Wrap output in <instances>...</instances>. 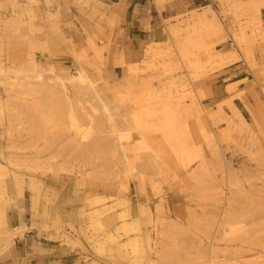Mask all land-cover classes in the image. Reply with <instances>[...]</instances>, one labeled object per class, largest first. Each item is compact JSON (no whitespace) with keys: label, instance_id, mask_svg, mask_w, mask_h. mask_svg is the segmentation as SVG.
I'll return each mask as SVG.
<instances>
[{"label":"rangeland","instance_id":"obj_1","mask_svg":"<svg viewBox=\"0 0 264 264\" xmlns=\"http://www.w3.org/2000/svg\"><path fill=\"white\" fill-rule=\"evenodd\" d=\"M213 1L219 4L218 9L210 6L202 11L187 12L176 17V23L180 25L201 12L220 13L232 34L253 33L256 38L254 59L247 61L250 79L246 81L250 88L221 103L210 102L204 85L216 79L218 71L229 64L217 67L215 63L204 61L188 70L183 66L172 39L162 43L150 42L136 65L145 66L147 50L157 49L163 52L170 70L165 71L163 64H159L154 69L141 71L140 75L153 73L151 80L155 87L167 86L170 78L174 77L178 84L186 81L188 86L185 88L195 90L196 101L203 112L201 120L196 116L189 117V138L205 157L208 169L193 177V173L201 169V159L187 166L176 165L171 160L163 172L157 174L158 166L154 164L147 170L143 189L139 174L130 179L128 195L134 217L141 215L139 208L147 199L162 207L160 212H156L161 220L155 259L165 264H264V6L260 5L261 0H245L242 8H237L234 0ZM109 9L105 12L85 0H0V23L2 18L15 16L18 19L0 30V66L7 65L13 56L28 60L34 58L40 63L59 62L73 72L83 65L100 86L105 82L99 77L100 72L112 85L119 84V77L126 74L130 61L124 66L118 62L117 52L122 48L114 33L103 29L105 24L113 25L117 15L111 6ZM173 26L170 24L168 30ZM203 35L206 40L215 42L218 49H227L224 47L229 39L226 29L223 38L205 32ZM234 47L232 44L228 48ZM120 55L124 56V51ZM237 86V83L229 85L228 94ZM25 91L19 85L11 101L8 92L2 87L0 89V158L5 142L7 112L4 100H7L18 117L12 133L15 145L11 151L18 154L19 162L24 160L30 164L36 160L41 166L36 172L41 179L37 219L44 230L39 232L38 242L34 240L32 250L40 252L44 258H4L0 264H9L11 260V264H47L53 259L59 264H117L114 262L117 258L96 253L82 235L81 245L73 244L62 235V231H67L73 237L79 236L77 230L81 219L77 212L91 209L90 199L94 195L107 197V193L94 183L84 184L79 186V191L75 190L77 181L81 179L77 169L82 159L74 156L73 132L65 127L63 115L54 110L58 104L56 97L49 95V90H44L39 98L45 107L40 114H35L24 109V105L32 101L31 96L24 94ZM184 93L188 94V91ZM108 95L112 98V94ZM236 98L240 99L236 104L247 124L229 108V101ZM184 101L186 105L192 103L190 97ZM133 106V101H128L123 113L131 117ZM220 107L226 112L224 117L217 113ZM98 115L100 129L94 138L100 140V145L98 152L90 146L93 152L85 157L88 168H95L93 171L100 173L119 171L111 156L114 140L109 124L101 119L102 113ZM82 117L83 123L88 124L85 115ZM32 124L40 125V137L30 132ZM202 127L211 130L215 136L208 140ZM137 137L135 133L134 138ZM97 155L106 158L108 165L103 167ZM144 163L146 160L143 158L138 164L142 168ZM20 170L26 171L24 166ZM28 178L24 175L25 181L21 186L15 184L11 175L6 179L0 204L5 210L8 226H11L15 211L32 214L35 211ZM109 179L116 180L114 177ZM96 183L100 184V180ZM92 187L96 190H91ZM227 215L240 222L243 230L226 235L222 227Z\"/></svg>","mask_w":264,"mask_h":264},{"label":"bare ground","instance_id":"obj_2","mask_svg":"<svg viewBox=\"0 0 264 264\" xmlns=\"http://www.w3.org/2000/svg\"><path fill=\"white\" fill-rule=\"evenodd\" d=\"M85 1L101 7L105 12L110 11L109 4L102 0ZM234 3L237 8H242L245 4L244 0H234ZM260 5L264 6V0H261ZM16 21L18 19L15 16L2 18L0 30ZM224 22L225 19L220 13L201 12L194 14L180 25L175 23L170 28V38L185 68L190 70L204 61L215 63L217 67L226 66L239 58L253 61L256 40L253 33L243 31L239 35H234L230 32L232 39L238 42H236L237 47L225 51L215 47V42L204 38V32L207 35L223 38L226 28ZM118 59L122 66L127 62L123 55ZM164 59L162 51L148 49L145 66L140 67L136 62H130L126 74L119 77V84L112 85L100 72L99 77L105 81L102 86L83 65L73 72L71 68L59 62L40 63L34 58L28 60L13 56L7 65L0 66V89L2 87L8 92L11 101L14 99L13 92L18 91L19 85L25 88L26 96L32 97V101L24 105L25 110L33 111L35 114L43 111L45 103L39 96L44 90H49V95L56 97L58 104L54 106V110L63 115L65 127L73 132L75 136L73 153L76 158L82 159L77 169L81 179L77 181L75 190L79 191V186L84 184L94 183L107 193V197L94 195L90 199L91 209L77 212L81 219L80 229L77 230L79 236L73 237L67 231H62V235L76 245L82 244L80 237L82 235L96 253L117 258L118 260H114L117 264H165L154 258L161 220L156 212H160L162 207L155 206L147 199L139 208L141 215L134 217L128 195L130 179L139 174L143 189L147 181V170L156 164L157 174H161L171 160L176 165L187 166L194 160L201 159V169L193 173V177H197L200 171L205 172L208 169L205 157L201 156L200 151L189 138L191 135L189 117L196 116L201 120L203 112L196 101L198 96L195 90L185 88L188 86L186 81L182 80L178 84L179 81L173 80L174 77L170 78L167 86L155 87L151 80L153 73H147V76L140 75L141 71L154 69L159 64H163L165 71L170 70ZM186 91L188 94L184 93ZM108 94H112V98ZM186 97L192 99L191 104L186 105L184 101ZM115 101L116 106L113 103ZM128 101H133L134 104L131 117L123 113ZM4 102L7 120L5 142L0 158V200L4 197L8 176L11 175L15 184L21 186L25 181L24 175H28L32 190V206L35 209L32 214V225H35L38 216V189L41 184L36 172L40 171L41 166L36 160L30 164L23 162L24 160L19 162L18 154L11 151L10 148L15 145L12 133L18 117L14 114L11 104L7 100ZM228 105L242 122L248 123L233 100H230ZM98 113H102L101 119L107 121L110 133L113 135L114 145L111 156L119 171L105 170L104 173H100L93 171L95 168L92 170L88 168L85 157L93 152L90 146H94L93 150L98 152L100 145V140L94 138L97 130L100 129ZM217 113L222 117L226 115L221 107ZM83 115L87 118L88 124L83 123ZM227 121L231 123V120ZM29 129L37 137L41 136L42 129L39 124H32ZM202 132L208 140L215 136L205 127H202ZM135 133L138 135L137 138H134ZM97 158L102 160L103 167L108 165L106 158L103 159L100 155H97ZM143 158L146 163H144L145 167L141 168L138 163ZM22 166L25 167V172L20 170ZM111 177L116 180L110 181ZM98 180L100 184L96 183ZM91 190L96 189L92 187ZM224 219L222 230L226 235H234L243 230L244 226L239 225L240 222L234 221L230 215ZM143 224L145 227L142 226ZM31 227L25 221L15 228L8 226L5 210L0 204V260L12 256L16 237L23 236ZM47 264H59V261L53 259Z\"/></svg>","mask_w":264,"mask_h":264},{"label":"crops","instance_id":"obj_3","mask_svg":"<svg viewBox=\"0 0 264 264\" xmlns=\"http://www.w3.org/2000/svg\"><path fill=\"white\" fill-rule=\"evenodd\" d=\"M111 6L115 16L113 25H103L104 31L114 33L119 43L118 58L121 57V51H124L125 60L136 62L144 54L145 47L150 42H167L170 38L169 25L176 23V17L184 15L187 12L202 11L209 5L218 9L219 4L213 0H102ZM108 1V2H107ZM245 1V0H244ZM171 20V21H170ZM262 20L264 22V8L262 9ZM226 22V21H225ZM224 22V23H225ZM226 31L229 35L228 42L224 45L228 49L232 45L230 39L232 34L225 23ZM235 46L236 42L234 41ZM121 66H118L120 69ZM250 67L243 58L237 60L225 68L221 69L216 79L207 81L204 87L211 102L221 103L230 99L238 93L247 91L250 88V79L248 75ZM229 80L228 82H226ZM238 84L236 90L232 93L227 92L229 85ZM240 101L236 98L235 103ZM11 228L21 225L25 221L27 225L32 226L23 236H17L14 242L13 254L6 258H44L40 252L34 253L32 247L34 240L38 242V234L43 232V227L39 219L35 225H32V213H22L15 211L12 213ZM9 262V261H8ZM12 263V260L9 264Z\"/></svg>","mask_w":264,"mask_h":264},{"label":"built area","instance_id":"obj_4","mask_svg":"<svg viewBox=\"0 0 264 264\" xmlns=\"http://www.w3.org/2000/svg\"><path fill=\"white\" fill-rule=\"evenodd\" d=\"M230 42H231L232 44H234V40H233V39H230Z\"/></svg>","mask_w":264,"mask_h":264}]
</instances>
